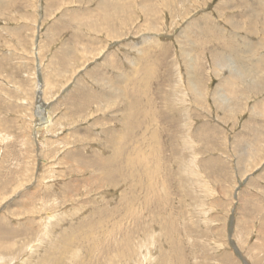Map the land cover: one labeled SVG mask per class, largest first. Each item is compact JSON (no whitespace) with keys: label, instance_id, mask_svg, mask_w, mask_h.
I'll use <instances>...</instances> for the list:
<instances>
[{"label":"rangeland","instance_id":"rangeland-1","mask_svg":"<svg viewBox=\"0 0 264 264\" xmlns=\"http://www.w3.org/2000/svg\"><path fill=\"white\" fill-rule=\"evenodd\" d=\"M0 264H264V0H0Z\"/></svg>","mask_w":264,"mask_h":264},{"label":"bare ground","instance_id":"bare-ground-1","mask_svg":"<svg viewBox=\"0 0 264 264\" xmlns=\"http://www.w3.org/2000/svg\"><path fill=\"white\" fill-rule=\"evenodd\" d=\"M43 92H44V91H43ZM39 94H40V93H39ZM41 97H42V96H41ZM40 101H41V99H40ZM40 101H39V102H40ZM40 104H41V103H40Z\"/></svg>","mask_w":264,"mask_h":264}]
</instances>
